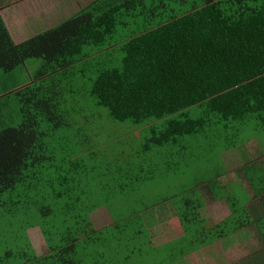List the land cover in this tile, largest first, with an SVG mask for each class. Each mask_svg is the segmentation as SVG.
Returning a JSON list of instances; mask_svg holds the SVG:
<instances>
[{"label":"trees","instance_id":"obj_1","mask_svg":"<svg viewBox=\"0 0 264 264\" xmlns=\"http://www.w3.org/2000/svg\"><path fill=\"white\" fill-rule=\"evenodd\" d=\"M1 9L0 71L37 65L29 83L7 89L22 120L0 129V230L31 219L23 229H38L48 252L38 256L28 238L23 247L4 233L0 264L155 257L150 222L140 216L157 207L151 198L175 200L192 249L252 224L264 243V216L234 211L219 224L203 217L206 194L224 196L219 177L172 173L181 172V155L197 167L217 155L216 143L231 151L247 147L250 126L264 133V0H96L23 42ZM93 100L107 109L108 123L92 119ZM217 128L225 131L219 138L210 132ZM115 130L127 137L122 145ZM244 169L264 199L257 166ZM160 183L170 186L156 193ZM101 208L113 223L96 230L92 214Z\"/></svg>","mask_w":264,"mask_h":264},{"label":"crops","instance_id":"obj_2","mask_svg":"<svg viewBox=\"0 0 264 264\" xmlns=\"http://www.w3.org/2000/svg\"><path fill=\"white\" fill-rule=\"evenodd\" d=\"M61 1L62 0H55L53 2V0H43L41 2L44 3V5L46 4V7L48 6L51 7L50 5H52L53 7L56 8V5H58ZM69 1H72L74 3V1L77 2L78 0H69ZM93 1L96 0H83V4L80 6V8H72L70 5L69 7L72 8L75 12L74 14H76L81 9H84L85 7L89 6ZM14 3L17 4L16 1ZM71 16L72 15H68L64 18L62 17L60 18L66 20ZM18 17L19 15L17 16V18ZM43 17L41 19H43ZM40 20H35V21H40ZM35 21L27 19V22H24V26L32 29L36 27L35 26L36 23H34ZM53 27L54 24L50 25V28L47 27L48 29L46 30H49ZM38 33L39 32H36L35 35H37ZM23 70H25L24 73H31L30 70L27 69H23ZM29 82L30 80L25 82V84ZM213 135L216 138H219L218 133H213ZM216 138L215 140H218ZM191 142L192 141H190L189 143ZM216 145H217V149L219 150L217 152V155H213L209 161L197 167H194V165L190 164V162L188 166L187 162H185V154L181 155L179 157L180 159H178L179 162L181 163V165L179 166L181 172L178 173L174 172V174L181 175L179 177L180 180H185L183 176L188 177L189 179L192 177L190 174H194V173H196L194 175H199L203 178V180L206 181H208L207 179L209 178L203 176L211 175V177H213V180L219 177L218 181L221 183L223 187L222 189L224 196L215 197L210 195V193H207L205 197L206 205L201 208L203 217L206 219V221L209 222V224H219L221 221H224L231 214H233L234 211H235V215H238L240 211H245L254 220L257 219V216H264V199L262 197H258L255 195V191L251 184L249 185V187L253 191L254 196H256L255 200L253 199V197L249 196L247 190L243 187L244 186L243 183H238L239 185L235 183H231L229 187H225L223 185V182L228 181V176L231 175L228 169L229 166L231 165L228 162H226V160L224 159L225 158L224 155L229 154L228 152L230 151H225V148H223L222 144L220 145L216 143ZM246 148H240V149L245 150ZM168 158L169 157L165 159L167 160ZM170 158L174 159L173 162L174 166L170 164L171 168L176 169L175 166L176 155H173ZM187 158L189 159L188 155ZM187 167L188 169H185ZM183 169L185 170L182 171ZM238 172L243 173V169H241V171L238 170L233 171L232 173L236 174ZM244 174H245V169H244ZM245 180L248 181L246 174H245ZM203 182L205 181H201L200 183ZM178 183H179V189L188 187L185 186V184L182 182H178ZM169 186H170L169 183H160L158 189H156L155 191L156 193H159L160 190L168 189ZM240 193L245 195L243 196L244 198L240 196L241 195ZM155 202L157 207L155 206L156 208H154L152 212L148 211L145 212L143 215L141 213L140 216L143 218V220H145V222H150L149 224L147 223L149 232L151 233L153 239L154 248L158 251V253L155 255V257L144 256L142 260L134 262L132 264H184V263L215 264V262L216 264H264V259L258 260L259 257L258 253L264 255V243L261 242L260 232L256 224L242 227L238 229L239 231H234L228 234L227 237H224L223 239L217 240L210 245H207L203 248H199L196 250V249H192V247L189 246L190 243L188 241H185L184 239L185 233L181 223H179L177 220H171L174 216H177L176 210L172 204L175 202V200L171 198L166 199L164 197L155 200ZM215 205L221 208V210L223 211L221 213V216H219L217 213L213 211V209H211V207ZM101 210L106 211L105 208H101L100 210L95 211L94 213L99 212ZM145 215H147V217ZM176 222L180 225L178 226V228ZM159 224H163L165 226V231L168 232V233L164 232L162 239L160 237H157L156 234H154L153 232L154 228H156L157 225ZM37 255L39 256L38 253ZM183 260L187 262H183Z\"/></svg>","mask_w":264,"mask_h":264},{"label":"rangeland","instance_id":"obj_3","mask_svg":"<svg viewBox=\"0 0 264 264\" xmlns=\"http://www.w3.org/2000/svg\"><path fill=\"white\" fill-rule=\"evenodd\" d=\"M15 1L17 2V4L14 3ZM41 1L43 0H0L2 15L16 41L23 42L31 38V36L32 37L35 36L36 32L39 33L45 32L46 29L50 28V25L52 24L56 26L57 24L65 20V19H61L60 17L64 18L68 15H73L75 12L72 8H80V6L83 4V0H78L77 2L74 1V3L69 0H62L58 5H56L55 8L52 5H50L51 7L49 6L46 7V4L44 5V3H42ZM54 1L55 0H53V2ZM69 5L72 8H70ZM18 15L19 17L17 18ZM42 17L43 19H41ZM27 19L34 21L40 19L41 20L35 21L34 23H36L35 24L36 27L30 29L24 26V22H27ZM120 58L121 56L118 54V60ZM37 61L40 62V60ZM35 66H36L35 63L32 62L27 63V67L31 73L36 72ZM23 69L21 70L19 69L15 73H5L4 71H0V129L10 125H19L21 123L22 116L20 112L19 99L13 93L7 94L9 92H12V90L9 91L7 89H9L13 85H16V83H21L22 81L25 83L29 81V73H23L22 71H25ZM90 106H91L90 111H91L92 119H96V120L102 119L103 121L107 122L108 111L106 108L104 107L99 108L98 105H96V101L94 100L92 101V105L90 104L89 107ZM99 114H102V116L99 117ZM254 123L255 122H253L252 124ZM124 127L127 128L128 126L125 125ZM210 132H216L218 134L225 133L224 130L219 131L218 128ZM247 133L248 135H251L253 139L248 143L247 148L245 147V145L241 147V148H246L245 150H241L237 148L233 151L228 152L229 154L224 155L225 157L224 159L226 160V162H228L231 165L228 168L230 171L229 173H231V175L228 176V181L223 182V185L225 187H229L231 183H235V184L243 183L244 184L243 187L247 190L249 196L253 197V199L255 200L256 196H254L253 191L249 187L250 183L249 181L245 180L244 168L247 166L256 165L258 168V173L264 181V165H263L264 164V133L262 132L261 129L254 128L253 126H250L248 128ZM228 134H230L232 140H237L240 137V133H236V135H233L232 131H229ZM119 135L120 138L118 140L117 145L118 144L120 145L121 141L127 138L126 136H124L123 130H115V132L112 134V136L114 137L116 136L115 138H117V136ZM131 137L134 136H130V138ZM142 139L143 136L141 135V140ZM215 142L219 143V141L217 140H215ZM260 144L262 145V148L260 147ZM241 169H243V173L241 172H238L236 174L232 173L233 171H237V170L241 171ZM145 177L147 178L150 177V174H147ZM203 177L210 178L211 175H206ZM171 179L172 177L170 175L169 180ZM240 194H241L240 196L242 197L245 196L242 193ZM151 199L156 200L154 198ZM211 209H213V211L217 213L219 216H221V213L223 212L221 208L217 207L216 205L212 206ZM92 220L94 223V228L96 230H101L104 227H107L113 223L112 222L113 220L110 217L108 210L106 211L101 210L99 212L94 213L92 215ZM171 220H177L179 223H181L179 217L177 218V216H174ZM29 221L32 220L22 219V217L14 218L13 224L10 226L9 230H3V231L0 230V236L1 234L7 233V236H9V238L12 240L13 243H21L23 247H26V242L28 241L27 240L28 238L32 242L39 256H43L46 252H48L47 243L45 242L42 233L38 229L35 230L23 229V225L29 224ZM5 222H6V215H1L0 225L4 224ZM176 224L178 228V226L180 225L177 222ZM235 231H239V230L237 229ZM153 232L154 234H156L157 237H160L161 239L164 232L168 233L167 231H165V226L163 224L157 225V227L154 228ZM258 254H259L258 260L264 259L263 254L261 253ZM17 260L18 258L15 259L13 263L16 264ZM4 261L5 260H3L4 264H9V261L7 260H6L7 262ZM183 262H187V261L183 260Z\"/></svg>","mask_w":264,"mask_h":264},{"label":"clouds","instance_id":"obj_4","mask_svg":"<svg viewBox=\"0 0 264 264\" xmlns=\"http://www.w3.org/2000/svg\"><path fill=\"white\" fill-rule=\"evenodd\" d=\"M12 33V32H11ZM13 35V34H12ZM14 37V36H13ZM16 40V39H15ZM18 42V41H17Z\"/></svg>","mask_w":264,"mask_h":264}]
</instances>
